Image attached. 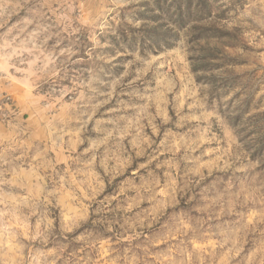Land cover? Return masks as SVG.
<instances>
[{
  "label": "rangeland",
  "instance_id": "374dc122",
  "mask_svg": "<svg viewBox=\"0 0 264 264\" xmlns=\"http://www.w3.org/2000/svg\"><path fill=\"white\" fill-rule=\"evenodd\" d=\"M141 1L0 0V264H264V0Z\"/></svg>",
  "mask_w": 264,
  "mask_h": 264
},
{
  "label": "trees",
  "instance_id": "16d2710c",
  "mask_svg": "<svg viewBox=\"0 0 264 264\" xmlns=\"http://www.w3.org/2000/svg\"><path fill=\"white\" fill-rule=\"evenodd\" d=\"M138 7L127 26L128 31L120 33L121 42L130 52L144 50L155 55L171 49L182 31L193 32L192 37L204 38L198 24L210 15L208 0H142ZM137 22L139 28H131Z\"/></svg>",
  "mask_w": 264,
  "mask_h": 264
}]
</instances>
